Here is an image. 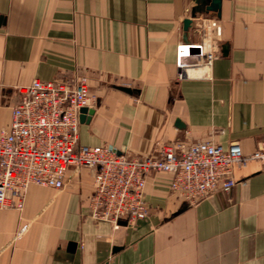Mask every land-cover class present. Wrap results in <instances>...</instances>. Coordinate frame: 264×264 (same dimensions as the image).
<instances>
[{"label":"crops","instance_id":"obj_1","mask_svg":"<svg viewBox=\"0 0 264 264\" xmlns=\"http://www.w3.org/2000/svg\"><path fill=\"white\" fill-rule=\"evenodd\" d=\"M219 1L192 18L195 0H0V131L18 87L84 75L94 112L79 145L144 156L210 140L252 153L264 136V0ZM203 19L222 22L220 54L202 66L180 49L178 79L179 46L199 42ZM233 176L228 192L190 204L170 192L169 174H152L148 214L133 226L91 218L90 169L59 191L29 186L22 211L0 210V264H264V166Z\"/></svg>","mask_w":264,"mask_h":264},{"label":"built area","instance_id":"obj_2","mask_svg":"<svg viewBox=\"0 0 264 264\" xmlns=\"http://www.w3.org/2000/svg\"><path fill=\"white\" fill-rule=\"evenodd\" d=\"M200 34L199 42L179 46L178 79L187 74L180 49L193 50L202 66L211 65L220 54L222 22L203 19ZM16 92L9 126L0 131V210L22 211L29 186L59 191L69 174L90 169L91 218L133 226L148 214L144 190L152 174H169L170 192L193 204L216 190L228 192L236 184V166L250 161L264 166V136L248 155L238 142L224 147L210 140L166 144L144 156H128L105 144L79 145L80 109L94 105L84 75L34 79Z\"/></svg>","mask_w":264,"mask_h":264},{"label":"water","instance_id":"obj_3","mask_svg":"<svg viewBox=\"0 0 264 264\" xmlns=\"http://www.w3.org/2000/svg\"><path fill=\"white\" fill-rule=\"evenodd\" d=\"M196 3V8H193L192 12H191V16L192 18L195 17L196 14V9L197 6L200 5H204L206 6L205 10H212L214 12H218L219 11V7H220V1L219 0H195ZM199 10V9H197ZM190 25V19H184L182 21V29L184 32H186L189 28ZM116 89L125 92L127 94L132 93L131 88L129 87H124V86H113ZM94 110L93 109H88V108H81L80 109V115H79V122L80 123H84V122H88L90 119V116L93 114Z\"/></svg>","mask_w":264,"mask_h":264}]
</instances>
